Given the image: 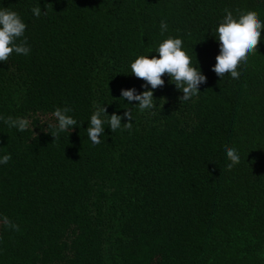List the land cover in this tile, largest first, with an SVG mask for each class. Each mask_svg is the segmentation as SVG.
Returning a JSON list of instances; mask_svg holds the SVG:
<instances>
[{
	"label": "trees",
	"instance_id": "obj_1",
	"mask_svg": "<svg viewBox=\"0 0 264 264\" xmlns=\"http://www.w3.org/2000/svg\"><path fill=\"white\" fill-rule=\"evenodd\" d=\"M40 6V17L31 9ZM20 13L31 46L0 63V264H264V40L239 80L211 70L214 29L261 0H0ZM168 32L161 35L160 22ZM179 36L207 82L183 101L165 74L155 114L128 104L130 73ZM213 35V36H212ZM264 37V29L261 30ZM96 103L133 126L93 144ZM71 107L78 128L54 140L51 113ZM128 122L122 119L121 123ZM81 124V125H80ZM80 125V127H79ZM236 147L232 169L223 151ZM18 230L4 224L3 218Z\"/></svg>",
	"mask_w": 264,
	"mask_h": 264
},
{
	"label": "clouds",
	"instance_id": "obj_2",
	"mask_svg": "<svg viewBox=\"0 0 264 264\" xmlns=\"http://www.w3.org/2000/svg\"><path fill=\"white\" fill-rule=\"evenodd\" d=\"M31 12L38 18L44 11L40 6H36L31 9ZM159 27L161 35L169 30L165 20H161ZM26 28L27 25L20 13L7 7H0V63L8 61L13 53L23 56L30 54L31 46L25 36ZM262 29H264V20H261L256 12L244 11L234 16L232 11L225 10L224 16L214 29L215 35H212L218 42V54L211 70L220 80L225 78V74L232 80H239L241 71L238 69H243L247 65L248 56L257 52V45L264 40L261 36ZM154 53L156 55L151 57L149 54L138 55L130 63V73L145 83L141 85L143 91H138L135 87L120 90V97L123 101H128L127 105L135 101L133 106L139 112L155 114L157 105L154 90L164 85L165 81L162 77L165 74L169 77V82L183 93L181 100L187 102L199 95L200 86L207 82V77L200 69L196 58L193 62V57L188 54L181 37L167 36L159 43ZM105 105L96 103L88 120L87 136L93 144L102 143L106 125L111 132L131 129L133 126L131 110H126L123 116L115 112L109 115ZM72 111L71 107L66 106L56 107L51 113L54 122H49L48 127L53 129L54 140H58L62 133L69 134L74 128H78V121L70 115ZM122 119L128 122L122 124ZM0 121L9 128H15L21 132L27 130L31 124L30 120L24 117L0 116ZM223 151L229 161L228 169L240 163L241 156L236 147L226 146ZM10 160L11 154H4L0 156V165L7 164ZM3 221L6 226L18 230L17 225L9 221L7 217H4Z\"/></svg>",
	"mask_w": 264,
	"mask_h": 264
}]
</instances>
